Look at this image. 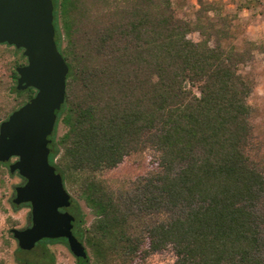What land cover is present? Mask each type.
I'll return each instance as SVG.
<instances>
[{"label":"trees","instance_id":"16d2710c","mask_svg":"<svg viewBox=\"0 0 264 264\" xmlns=\"http://www.w3.org/2000/svg\"><path fill=\"white\" fill-rule=\"evenodd\" d=\"M52 3L68 73L48 160L71 194L87 252L77 264H136L167 248L174 264H264V164L248 151L253 82L240 70L257 44L234 41L237 15L218 0H198L194 19L173 0ZM25 63L22 49L0 44V123L36 93L16 87ZM146 148L152 171L119 187L102 177ZM19 252L16 264H28ZM38 258L54 263L46 250Z\"/></svg>","mask_w":264,"mask_h":264},{"label":"water","instance_id":"95a60500","mask_svg":"<svg viewBox=\"0 0 264 264\" xmlns=\"http://www.w3.org/2000/svg\"><path fill=\"white\" fill-rule=\"evenodd\" d=\"M1 43L22 49L26 57V63L16 67L17 89L36 90L0 123V162L15 158L8 170L25 179L15 186L12 203L31 207V225L10 231L22 250L43 238H65L72 254L85 258V246L72 232L74 216L67 210L71 195L48 160L68 73L55 43L52 0H0Z\"/></svg>","mask_w":264,"mask_h":264},{"label":"rangeland","instance_id":"374dc122","mask_svg":"<svg viewBox=\"0 0 264 264\" xmlns=\"http://www.w3.org/2000/svg\"><path fill=\"white\" fill-rule=\"evenodd\" d=\"M213 1V0H208ZM222 2L224 11L237 15L234 21L236 40L238 44L244 40L255 42L257 47L252 51V58L243 64L241 72L253 82V90L249 103L253 108V135L249 146L250 155L264 164V0H218ZM176 14L183 19H194L198 0H173ZM188 37L199 40L198 32H191ZM211 44H214L211 41ZM57 138L63 132L61 122L55 123ZM154 151L146 148L139 153L127 156L115 168L102 174L112 186L126 185L139 175L147 174L153 169ZM22 182L18 173H10L8 167H0V264H16L17 241L10 229L24 228L29 221L30 207L12 203L14 188ZM71 195V194H70ZM84 223L88 224L92 216L83 201L78 200ZM16 206V207H14ZM52 254L53 264H77L67 244L62 241L35 246L23 250L18 257L29 260L28 264H39V256L44 251ZM25 251V252H24ZM44 261V259H43ZM175 255L171 248L149 254L143 261L136 264H174Z\"/></svg>","mask_w":264,"mask_h":264},{"label":"flooded vegetation","instance_id":"af4514ba","mask_svg":"<svg viewBox=\"0 0 264 264\" xmlns=\"http://www.w3.org/2000/svg\"><path fill=\"white\" fill-rule=\"evenodd\" d=\"M13 160H15V158H11V160L9 161V162H11V161H13ZM9 162H6L7 164H9ZM15 173H17V172H15ZM20 176V175H19ZM22 178V177H21ZM25 180V179H24ZM25 182V181H24ZM23 182V183H24ZM23 183H21V184H23ZM13 195L15 196V192L13 193ZM13 196V197H14ZM13 199V198H12ZM12 201V200H11ZM23 204H28V205H25V206H28V207H30V204L29 203H23ZM15 205V204H14ZM20 205H22V204H20ZM62 211L64 210V209H61ZM31 225V207H30V216H29V221H28V224L24 227V228H26V227H28V226H30ZM20 229H23V228H20ZM44 239V238H43ZM50 239V238H49ZM55 239H57V238H55ZM42 240V239H41ZM40 240V241H41ZM39 242V241H38ZM63 242V241H62ZM65 243V242H64ZM37 244V243H36ZM35 244V245H36ZM65 244H67V241H66V243ZM68 245V244H67ZM35 247V246H34ZM33 247V248H34ZM69 247V246H68Z\"/></svg>","mask_w":264,"mask_h":264}]
</instances>
